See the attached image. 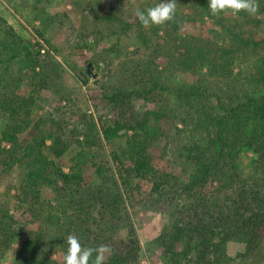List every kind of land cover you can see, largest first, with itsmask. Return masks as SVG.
<instances>
[{"label": "trees", "instance_id": "16d2710c", "mask_svg": "<svg viewBox=\"0 0 264 264\" xmlns=\"http://www.w3.org/2000/svg\"><path fill=\"white\" fill-rule=\"evenodd\" d=\"M153 1L116 0V9L84 27L109 43L93 58L96 66L134 56L125 70L133 81L103 94L117 116L99 124L62 108L36 119L42 90L65 71L50 50L64 49L41 60L39 43L25 45L0 16V264L21 238L11 264H63L70 234L84 247L108 245L105 264H139L129 210L136 194L148 195L169 222L155 244L163 264H224L232 261L229 242L244 244L246 258L264 243V0L254 16L219 17L208 0H177L174 21L146 29L135 13L161 2ZM9 2L33 5L32 21L41 20L34 29L45 41L53 20L65 25L67 15L43 17L50 0ZM192 25L205 32L183 33ZM137 100L157 110L126 119ZM170 155L181 162L180 175ZM88 165L92 181L84 176ZM46 189L55 200L44 198Z\"/></svg>", "mask_w": 264, "mask_h": 264}, {"label": "rangeland", "instance_id": "374dc122", "mask_svg": "<svg viewBox=\"0 0 264 264\" xmlns=\"http://www.w3.org/2000/svg\"><path fill=\"white\" fill-rule=\"evenodd\" d=\"M10 1L13 5L21 3L20 0ZM50 1L44 12V18L53 15L67 16L64 17L65 25L61 24L58 19L53 20L54 23L52 22L53 24L50 25L47 41H45L37 35L34 29V27H40L41 20L32 21L35 14L32 10L34 9L33 5L26 4L24 8L15 9L9 0H0V16L6 19L16 33L24 39L25 45L31 48L32 45L39 43L41 60L47 59L49 49H64L63 54L50 50L52 56L61 62L65 71H59L60 78L50 84V89L42 90L41 97L43 101L40 111L35 113L36 119L38 116L50 114L56 116L58 108H62L61 112L67 114L76 113L79 110L85 111L92 115L98 124L101 123V119H111L117 116V113L103 101V94L105 91L111 92L115 88L128 85L133 81L130 73H125V70H131V61L134 56L129 55L128 58L115 60L109 68L105 62H101L96 66L92 62L93 58L95 55L102 53L109 43L101 40L96 32L84 31L86 24H91L95 16L111 12L115 8L116 0ZM154 1L153 3H155ZM38 9H41V6H38ZM204 28L205 26L201 27L200 25L185 26L183 33H204ZM134 49L135 45L130 42L127 52L131 53ZM36 50L38 48H35ZM90 62L94 64V73L98 75L96 79L89 78L85 72ZM121 62L124 64L121 65ZM158 64L164 66L163 60H160ZM120 67L123 68L121 71ZM24 92L23 89L19 90L20 94ZM153 110H157L156 104L137 100L125 116L126 119H132L133 117L140 119L144 113ZM129 134L132 135V132H129ZM160 150H163L161 145ZM252 158L251 153L243 155L240 161L243 169L249 168ZM166 161H170L172 173L180 175L181 162L174 160L171 155L166 158ZM65 171H68L67 168ZM93 172L94 169L90 165L84 168L86 181L94 180ZM215 186L216 184H210L206 189V193L212 192ZM149 191L150 186L144 185V192L148 193ZM44 194L45 199L55 200V195L51 190L46 189ZM151 201L148 195L140 197L136 194L135 201L131 202L132 204L129 207L142 246L139 264H143L144 261H149L151 264H163L164 250L156 248L155 244L163 231L169 228V222L163 213L153 206ZM14 212L18 218H21L20 211L13 210ZM125 235L126 231L120 233L119 237L123 238ZM22 242L23 238L13 244L2 264H11L14 261ZM244 253V244L236 241L229 242L226 256L232 261L224 262V264H264V243L253 256L246 258L243 257ZM192 259L194 260V257Z\"/></svg>", "mask_w": 264, "mask_h": 264}, {"label": "clouds", "instance_id": "9594fccd", "mask_svg": "<svg viewBox=\"0 0 264 264\" xmlns=\"http://www.w3.org/2000/svg\"><path fill=\"white\" fill-rule=\"evenodd\" d=\"M177 0H161L154 7L144 11L137 10L135 15L144 28L151 26H162L175 20ZM208 9L212 16L219 17L221 14L231 12L232 14L246 13L254 16L259 11L258 0H208ZM66 252L63 264H105L106 258L112 249L101 244L94 248L82 246L75 234L67 236Z\"/></svg>", "mask_w": 264, "mask_h": 264}, {"label": "water", "instance_id": "95a60500", "mask_svg": "<svg viewBox=\"0 0 264 264\" xmlns=\"http://www.w3.org/2000/svg\"><path fill=\"white\" fill-rule=\"evenodd\" d=\"M94 69H95L94 64L88 63L85 72L89 78H93V79L97 78L98 75L94 73Z\"/></svg>", "mask_w": 264, "mask_h": 264}, {"label": "built area", "instance_id": "2783aa9c", "mask_svg": "<svg viewBox=\"0 0 264 264\" xmlns=\"http://www.w3.org/2000/svg\"><path fill=\"white\" fill-rule=\"evenodd\" d=\"M143 264H151L149 261H144Z\"/></svg>", "mask_w": 264, "mask_h": 264}]
</instances>
